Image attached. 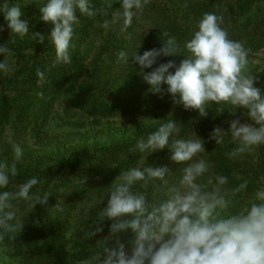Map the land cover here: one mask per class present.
Here are the masks:
<instances>
[{
    "label": "clouds",
    "instance_id": "1",
    "mask_svg": "<svg viewBox=\"0 0 264 264\" xmlns=\"http://www.w3.org/2000/svg\"><path fill=\"white\" fill-rule=\"evenodd\" d=\"M150 3L151 0H119V9L112 10L113 0H104L99 8L91 0H45L39 14L41 21L52 25L47 34L55 50L52 66L72 62L70 48L75 25L80 22L78 13L89 18L105 17L100 25L105 29L122 21L120 31L124 32ZM187 6V3L182 5ZM0 13L11 38L13 34L20 38L28 35V21L21 19L23 13L18 4L3 0ZM222 22V16L203 13L191 38L183 44L184 55L179 54L181 46L177 38L163 32L166 39H162L159 49L146 50L143 55L135 52L131 56L151 91L159 94L166 84L174 105L197 110L202 117L212 104L223 106L220 111L228 108L231 113L237 108L247 110L250 123L236 119L230 122L228 131L217 126L209 134V140L220 146L230 135L229 142L234 147L224 155L231 159L264 145V91L255 86L258 78L248 71L250 50L242 42L230 39L221 27ZM3 31L5 25L0 24V32ZM32 37L38 43H45L46 36L39 32L32 33ZM0 54L4 57L0 72H13L9 63L13 51L8 43L0 46ZM178 55L184 57L179 66L169 60L153 68L160 57ZM117 59L128 64L129 55L119 51ZM173 68L174 73L169 71ZM36 75L41 85L44 72L38 69ZM181 131L180 123L167 119L136 143V150L144 157L167 148L172 162L185 165L178 180H169L173 175L170 167L136 165L121 171L109 188L107 206L98 212L94 223L111 220L113 235L131 229L134 237L130 241V254L118 239L116 247L105 248L103 264H264V183L255 189L245 206H238V197L249 188L248 179L234 173L240 183L229 186V177L212 172V163L201 156L208 153L205 141L194 132L191 138H185ZM13 153L11 164L0 161V243L6 237L15 239L22 230L24 220L18 217L14 202L22 201L35 209L37 205L47 204L51 195L33 192L42 183L37 177L27 179L15 191L7 190L10 177L18 175L16 162L23 156L19 145H13ZM154 181H160L155 187L162 199L150 202L140 189H146ZM55 209L63 210L59 203ZM101 231L102 227L97 226L87 235Z\"/></svg>",
    "mask_w": 264,
    "mask_h": 264
},
{
    "label": "rangeland",
    "instance_id": "2",
    "mask_svg": "<svg viewBox=\"0 0 264 264\" xmlns=\"http://www.w3.org/2000/svg\"><path fill=\"white\" fill-rule=\"evenodd\" d=\"M44 2L45 0H40L30 15L22 12L21 19L27 20L29 25V33L24 38L15 34L11 38L4 18L0 21V24L5 25V31L0 32V46L8 43L12 51L17 49L9 57V63L13 68L19 69L27 60L37 55L35 51L48 54L53 64L55 51L47 38L52 25L41 21L39 14V7ZM91 3L94 7L103 6L104 0H91ZM185 3L188 6L182 7ZM150 4L163 9L176 25L190 32L196 30L202 17V14L198 13L200 5H211L216 11L215 14L223 17L221 27L228 32L230 39L254 16L252 9L244 17H231L227 0H151ZM119 7V0H113L112 10ZM78 16L80 22L75 25L70 55L81 58L85 68L90 72L89 46L96 44L112 25L107 29L101 27L105 17L100 16V20L93 21L87 26L83 15L78 13ZM34 32L46 36L44 44L33 39ZM248 58V71L255 75L264 67V53H257ZM3 59V55L0 54V61ZM82 74L85 73L77 70L57 92L49 90L45 76L41 85H38V79L30 82L31 84L26 83L27 89L31 92L29 107L22 114L20 103L17 101L16 108L1 131L4 155L9 164L13 162V145H19L23 156L16 162L17 170L34 169L36 171L33 173L34 176L42 172L56 175L42 192V195L51 193L47 204L37 205L31 210L15 205L18 217L21 221L24 220L22 231L29 232L28 228L35 227L33 231L35 250L42 256L50 257L54 263L58 260L64 264L70 263L76 251L88 246L90 236L87 233L94 232V229L92 230L91 226L85 229L82 220L89 218L93 211L98 212L107 206L109 195L107 192L121 171L136 165L143 167L157 163L156 157L161 150L146 157L136 150L137 141L145 137L146 127L156 129L160 123L172 118L180 123L181 136L185 138L193 136V132L189 136L184 130L183 108L179 104H173L171 94L166 92L168 87L166 84L162 85L163 91L159 94L151 91V86L143 77L132 76L125 81L109 84L100 92L98 98L101 101L95 103L97 107L90 112L76 107L77 86L83 79ZM40 92L43 93L42 96L38 95ZM222 107L211 105L209 121L205 127L208 135L217 126L228 131L230 122L236 119L241 123L251 122L246 116L245 109L237 108L235 113H231L228 108L220 111ZM192 123L193 125L187 129L195 131L197 125L195 122ZM141 125L142 127H139ZM230 140V135L226 136L225 143L229 145V150L234 147ZM259 156L256 148L251 153L231 158L236 162L235 173L239 174V169L244 165H252L255 169L257 165L259 166ZM107 158L111 161L105 162ZM117 168L121 170L115 172ZM259 170L264 171V166ZM103 182L109 185L108 187L105 185L106 188L100 193L87 189L80 191V188L86 186H102ZM254 191L255 189L249 187L246 194L238 197V206H245ZM58 203L63 208L62 211L55 209ZM85 237L88 239H84ZM114 247L116 246L109 248ZM90 248L91 246L88 249ZM104 249L95 254L100 260L106 258ZM126 249L130 254L131 245L126 246ZM0 264L25 263L19 253L16 254L13 248L3 241L0 243Z\"/></svg>",
    "mask_w": 264,
    "mask_h": 264
},
{
    "label": "trees",
    "instance_id": "3",
    "mask_svg": "<svg viewBox=\"0 0 264 264\" xmlns=\"http://www.w3.org/2000/svg\"><path fill=\"white\" fill-rule=\"evenodd\" d=\"M39 1L40 0H9V3L18 4L25 15H30L29 13L35 9ZM0 3H3V0H0ZM200 6L198 13L216 12L211 5L203 4ZM95 7L99 8L101 6ZM227 8L231 17H244L249 11L252 9L254 10L253 18L242 25L240 29H238L237 34L231 39L242 42L245 48L250 50L248 57L255 56L257 53H264V0H227ZM3 18V14L0 13V21H2ZM83 18L87 26H90L88 24L93 21L100 20L99 15L95 18L86 16H83ZM121 26L122 21L112 25L110 30H108L96 44L89 46L88 50L91 54L90 72L85 68L82 59L77 56H71L72 62L70 64H59L53 67L48 54H43L38 51H35L37 55L27 60L19 69L16 67L13 72L8 74L0 72V161H6L3 149L4 146L1 141L3 125L8 122L12 112L16 108L17 101L20 103L19 107L22 114L25 113L26 109L29 107L28 103L31 92L30 89H27L28 86H26V83L39 79L36 75L38 69L44 72L47 87H49L51 92H57L62 84H65L75 75L77 70L85 73L84 75L82 74L83 79L77 86L78 90L75 102L76 107L91 112L97 107L95 103L97 104V101H101L98 98L100 92L109 84L125 81L132 76L134 78L142 77L139 74L140 66L134 63V58L131 56L132 54L136 52L138 55H143L146 50L153 48L159 49L163 43L162 39H166V37H162V33L168 32L170 35L177 38V42L181 46L179 54L184 55L183 44L186 40L191 38L192 34V32L176 25L163 9L156 8L151 4L146 6L142 15L134 17L132 25L126 31L121 32ZM14 51H17V49ZM119 51L128 53V64L118 62L117 54ZM182 59H184V57L179 55L160 57L157 64L153 65V68L169 60L175 61L176 65L179 66ZM150 70L152 69H144L145 72ZM169 71L173 73L175 72V68ZM254 76L258 78L255 86L264 91V67ZM30 86L31 85H29V87ZM181 106L183 108V128L189 136L194 132L199 138L205 141V151L208 153L201 154V156L212 163V172L227 175L230 181L229 186L240 183V181L235 180L233 175L236 172V162L224 155L225 152L229 151V145L226 143H224L223 146L216 145L215 141L209 140V135L205 131V127L209 121L210 108L207 111V115L202 117L197 110H186L183 105ZM245 111L247 110L245 109ZM192 122H195L197 125L195 131L187 129L190 125H193ZM139 127H142V125ZM146 128L145 137L155 130V128L151 126ZM258 153L260 154L258 167L256 166L254 169L252 165H244L243 168L239 169V174L248 179L249 187L253 189H256L261 183H264V171L259 170L260 167L264 166V145L258 147ZM170 155L171 153L167 148L161 150L156 157L157 163L152 166H167L172 168L173 175L169 177V180L176 181L180 178L181 169L185 165L175 164L170 160ZM109 160L111 161L110 158H107L105 162ZM120 170L121 169L117 168L115 172H119ZM35 172L34 169H32V171H29V169L24 171L18 169V175L16 177H10V184L7 190L15 191L18 185L25 182L27 179L37 177L42 183L36 185L33 192H39V194L42 195L43 190L49 185L51 180L55 179L56 175L42 172L34 176L33 173ZM102 184V186L82 187L80 191L87 189L95 193H100L109 185L107 182H103ZM158 184H160V181H154L150 183L146 189H140L146 193L150 202H156L162 199L161 193L158 192L155 187V185ZM137 188L139 189V185H137ZM14 204L31 210V208L26 206L25 202H14ZM98 212L93 211L89 218H84L82 221H84V226H86L85 229L91 226V229L95 231L96 227L100 226L102 227V231L96 233L94 236H90L88 246L76 251V253L72 255L70 263L67 264H82V262H87V264H103V259L100 260L95 256L98 251L100 252L103 248L116 246L117 239L121 243H124L125 246L131 245L130 241L134 237V233L131 229L113 235L110 232V226L113 221L105 219L98 224L94 223L97 219ZM28 229L29 232L21 230V233H18L15 239H8L6 237L4 240L6 245L11 246L16 254L19 253L23 263L64 264L61 260L54 263L47 255H40L34 248L36 244L34 242L35 236L33 233L35 227L31 226ZM84 239L88 238L85 237ZM82 243L84 244V242ZM90 246L91 248L88 249Z\"/></svg>",
    "mask_w": 264,
    "mask_h": 264
}]
</instances>
